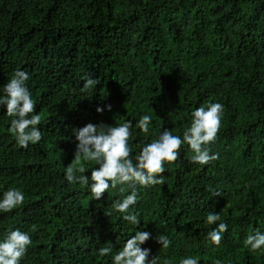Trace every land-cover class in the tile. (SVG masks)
<instances>
[{
    "label": "trees",
    "instance_id": "16d2710c",
    "mask_svg": "<svg viewBox=\"0 0 264 264\" xmlns=\"http://www.w3.org/2000/svg\"><path fill=\"white\" fill-rule=\"evenodd\" d=\"M17 68L30 73L43 133L21 147L0 109V194L14 186L26 195L0 213V238L9 228L29 232L21 264H111L97 249L112 242L118 251L135 234L111 209L131 189L95 200L88 186L66 180L78 143L73 128L131 120L135 156L161 130L182 136L192 110L217 101L224 105L211 144L218 159L194 163L182 145L178 159L165 162L162 184L136 186L139 227L152 233L142 247L159 264L186 256L264 264V253L245 246L264 231V0H0V85ZM89 76L98 84L85 89ZM144 114L152 116L148 133L136 124ZM82 163L89 176L98 167ZM210 211L229 225L219 246L207 240ZM159 235L172 241L168 248Z\"/></svg>",
    "mask_w": 264,
    "mask_h": 264
},
{
    "label": "clouds",
    "instance_id": "9594fccd",
    "mask_svg": "<svg viewBox=\"0 0 264 264\" xmlns=\"http://www.w3.org/2000/svg\"><path fill=\"white\" fill-rule=\"evenodd\" d=\"M30 73L22 68L14 70L7 83L0 85V109L6 106L5 116L10 117L8 131L14 136L18 145L28 148L29 144L41 141L43 133L40 129L42 115L36 111V100L28 86ZM98 84L92 77H86L84 88L91 89ZM112 106L107 105L111 111ZM103 113L104 107H98ZM224 115V105L220 102H209L207 106L195 107L191 112L190 126L181 135L173 134L172 130H161L150 143L140 146V150L132 155L130 137L133 135V122L108 125L87 123L83 127L73 128L76 152L73 162L65 167V178L70 184L88 186L95 200H101L105 192L118 190L123 194L128 189L130 193L122 199H116L111 204L112 211L122 214V219L136 226L134 235L127 238L120 250L114 251L115 245L108 242L107 246L97 249L101 257H110L111 264H159L160 258L152 256L151 249L144 245L152 236L149 231L140 228L141 219L135 211L141 187L154 186L164 182L165 162H174L181 153V146H190L192 152L190 160L200 165H208L218 159L219 154L211 150V144L217 139ZM152 116L144 114L137 126L143 133H148ZM82 162H95L98 167L89 170ZM25 192L18 187H8L0 194V213L9 212L24 204ZM111 215V213H109ZM220 213L210 211L206 215V223L215 225L207 233V240L219 246L223 234L228 230L226 222H220ZM163 248H168L172 241L165 235L157 236ZM32 238L27 231L20 228H9L0 238V264H21ZM245 246L250 251L264 253V231L259 228L254 234L248 235ZM165 264H171L166 261ZM179 264H200L197 256H186Z\"/></svg>",
    "mask_w": 264,
    "mask_h": 264
}]
</instances>
